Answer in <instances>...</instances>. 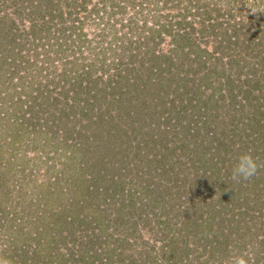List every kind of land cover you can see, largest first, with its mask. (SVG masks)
Instances as JSON below:
<instances>
[{"label": "trees", "instance_id": "obj_1", "mask_svg": "<svg viewBox=\"0 0 264 264\" xmlns=\"http://www.w3.org/2000/svg\"><path fill=\"white\" fill-rule=\"evenodd\" d=\"M0 264H264V0H0Z\"/></svg>", "mask_w": 264, "mask_h": 264}, {"label": "clouds", "instance_id": "obj_2", "mask_svg": "<svg viewBox=\"0 0 264 264\" xmlns=\"http://www.w3.org/2000/svg\"><path fill=\"white\" fill-rule=\"evenodd\" d=\"M257 163L249 153H240L232 163L231 176L234 180L248 179L256 174Z\"/></svg>", "mask_w": 264, "mask_h": 264}, {"label": "rangeland", "instance_id": "obj_3", "mask_svg": "<svg viewBox=\"0 0 264 264\" xmlns=\"http://www.w3.org/2000/svg\"><path fill=\"white\" fill-rule=\"evenodd\" d=\"M131 13H132V11H128V13L124 16V20H128V18H129V16L131 15ZM22 27V26H21ZM117 29H119V26H117ZM84 31L85 32H92V33H94V32H97V29L96 28H92V27H90V26H85V29H84ZM108 32H110V31H108ZM124 32V31H123ZM122 33V32H121ZM176 121H177V118H174L173 117V124H175L176 123ZM180 121V120H179ZM168 128L169 129H171L172 130V125H168ZM178 129H179V127H178ZM30 156H33V155H30ZM121 156V155H120ZM122 157V156H121ZM35 163H37V160H36V162H34V164ZM35 172L37 171L36 169L34 170ZM103 196H107L106 194H104V195H102V197L100 198V200L101 201H99V203L105 208V209H107V208H111V210H112V203H113V201H114V199L112 198V197H106V198H104ZM191 198V197H190ZM191 203V202H190ZM115 204V203H114ZM113 204V205H114ZM143 204H146V203H143ZM140 205V202H138V204H137V206H139ZM147 206V205H146ZM184 206H185V204H184ZM137 209H139L138 207H136ZM20 209V207H18V210ZM136 209V210H137ZM107 211V213H109V211H110V209H107L106 210ZM17 212H19V211H17ZM137 212H139V211H137ZM160 244V243H159Z\"/></svg>", "mask_w": 264, "mask_h": 264}]
</instances>
